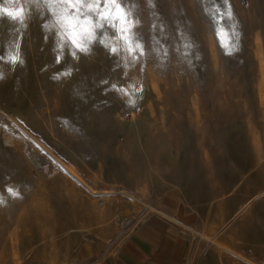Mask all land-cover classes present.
Segmentation results:
<instances>
[{
    "label": "rangeland",
    "instance_id": "obj_1",
    "mask_svg": "<svg viewBox=\"0 0 264 264\" xmlns=\"http://www.w3.org/2000/svg\"><path fill=\"white\" fill-rule=\"evenodd\" d=\"M121 3L143 54L108 24L80 52L54 0H0V264H78L86 239L113 242L122 211L177 189L179 171L215 202L233 171L259 194L264 0ZM226 233L192 240L198 264H264L257 232L245 249Z\"/></svg>",
    "mask_w": 264,
    "mask_h": 264
},
{
    "label": "crops",
    "instance_id": "obj_2",
    "mask_svg": "<svg viewBox=\"0 0 264 264\" xmlns=\"http://www.w3.org/2000/svg\"><path fill=\"white\" fill-rule=\"evenodd\" d=\"M248 173L233 171L222 189L224 196L215 202L210 185L204 190L196 178H183L187 171H179L177 189L122 211L123 233L113 242L86 239L77 252L78 264H198L201 253L191 242L201 232L214 237L224 230L228 247L244 249L252 246L251 235L257 232V245L264 247V170L258 169L259 194L254 197L252 184L240 181ZM240 215L242 219L236 220ZM230 233H237L242 244Z\"/></svg>",
    "mask_w": 264,
    "mask_h": 264
},
{
    "label": "snow or ice",
    "instance_id": "obj_3",
    "mask_svg": "<svg viewBox=\"0 0 264 264\" xmlns=\"http://www.w3.org/2000/svg\"><path fill=\"white\" fill-rule=\"evenodd\" d=\"M54 2L63 6V11L56 16V23L62 30L59 34L60 39H69L80 52L88 53L89 44L96 38V29L108 24L121 34L123 47L127 52L132 53L135 49H140L143 54L142 45L136 39L135 33L131 31L133 24L128 19L129 14L125 11L121 0H54ZM8 15L12 19L19 18L21 22L24 19L22 9L8 12ZM227 15L231 16L230 10ZM44 27L48 28L49 25L46 24ZM101 43H104L105 47L109 46L108 42L103 40ZM15 47L16 53L10 56V60L13 64L17 61L22 63L19 56V45L16 44ZM110 50L113 53L118 51L117 47H111ZM12 194L16 195V193Z\"/></svg>",
    "mask_w": 264,
    "mask_h": 264
},
{
    "label": "bare ground",
    "instance_id": "obj_4",
    "mask_svg": "<svg viewBox=\"0 0 264 264\" xmlns=\"http://www.w3.org/2000/svg\"><path fill=\"white\" fill-rule=\"evenodd\" d=\"M199 101V100H198ZM36 141V140H35ZM38 144V143H37ZM53 186V185H52ZM52 188V187H51ZM45 189H46V187H45ZM38 190V189H37ZM47 191V193H48V190H46ZM41 193V192H43V189H40L39 191H38V193ZM31 194V193H30ZM39 195H42V194H39ZM129 195V194H128ZM31 196V195H30ZM131 196V195H130ZM27 197V196H26ZM34 198V197H33ZM27 199V198H26ZM29 199V198H28ZM48 200H49V198H48ZM29 202V201H28ZM47 204V203H46ZM46 204H44L43 205V207L41 206L40 208H41V212L39 211V212H37L36 213V216L38 217V220H39V222L41 223V222H48V221H43V219L41 218L42 217V212H43V208H44V206L46 205ZM50 213H52V212H50ZM55 216V215H54ZM32 218V217H31ZM55 218H57L56 216L53 218L54 220H56ZM37 219V218H36ZM33 221H35V220H33ZM51 222V221H50ZM36 223V222H35ZM42 224V223H41ZM14 228V227H13ZM20 231V230H19ZM18 231V232H19ZM14 233V232H13ZM216 245L219 247V248H221V249H224L223 248V246L222 245H220V244H218V243H216ZM74 262L76 261V258H74V260H73Z\"/></svg>",
    "mask_w": 264,
    "mask_h": 264
}]
</instances>
